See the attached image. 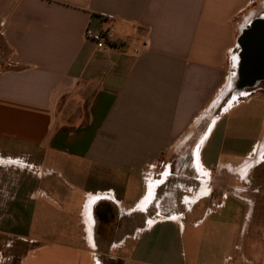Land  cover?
Segmentation results:
<instances>
[{
	"label": "crops",
	"instance_id": "crops-1",
	"mask_svg": "<svg viewBox=\"0 0 264 264\" xmlns=\"http://www.w3.org/2000/svg\"><path fill=\"white\" fill-rule=\"evenodd\" d=\"M256 1L0 0V264H264V80L205 122Z\"/></svg>",
	"mask_w": 264,
	"mask_h": 264
},
{
	"label": "rangeland",
	"instance_id": "rangeland-1",
	"mask_svg": "<svg viewBox=\"0 0 264 264\" xmlns=\"http://www.w3.org/2000/svg\"><path fill=\"white\" fill-rule=\"evenodd\" d=\"M260 14H264V0H257L255 3H253L249 8L246 9V11L242 14V19H247L249 16H251L250 18H253L252 15H260ZM6 14H0V21L3 17H5ZM1 31V30H0ZM9 56V51L6 47V45H4L3 43V39L2 36L0 34V69L7 64L6 59ZM235 67H237V64L235 63ZM229 71H232L229 69ZM235 76V75H234ZM233 80L234 77L232 76L231 78H228V82L226 83L225 86V90H222L217 97L214 99V102L212 103V105H210L209 109L206 110V119L205 122L209 123L210 125L212 124V121L214 120L215 116L219 115L222 111V109H224V107L230 103V101L232 100V93L234 94L235 92H233V90L231 88L234 89V84H233ZM237 84V83H235ZM228 88V89H226ZM224 94V97H222ZM217 101H220V105L218 107L215 106L217 104ZM215 104V105H214ZM215 108H214V107ZM195 143V141L191 140L186 146L193 148V144ZM194 149V148H193ZM179 159V158H178ZM182 159V161L185 160V158H180ZM190 158H186L187 163H190L189 161ZM184 164V162L182 163ZM198 164L196 162V158L194 157L193 159V165ZM155 167H157L156 169L158 170V165L156 164ZM153 171V170H151ZM197 176V174H195V172L193 173V179L191 180V183H193L191 186L196 187L197 185H199V179H195ZM170 178H173L172 175ZM166 181V183H162V186L159 187V189L156 191L157 197L160 198V201L158 199H153L152 202L149 204L148 209L146 210L148 217H160V216H168L169 213L172 211V209L174 208V202H179L180 199L183 198L185 191L183 188H181L179 185V183H174L171 184L170 182H172V179H170ZM199 178V176H198ZM151 185V184H150ZM182 186V185H181ZM200 188H193L192 193H190L191 195H194L195 192L199 191ZM189 194V196L191 197V195ZM189 197V198H190ZM184 199V198H183ZM182 199V200H183ZM178 204V203H177ZM179 206V205H178ZM182 209H184L185 205H181L180 206ZM159 215V216H158ZM154 217V218H155ZM152 218V219H154ZM246 220H244L243 225L241 226V239H240V243L247 240L249 237H251L253 235V237L263 241L264 240V233H262V231H264V221H256L255 219H249L248 216L245 218ZM133 231H130V234ZM133 235V234H131ZM244 240H242L243 236ZM127 244H133L134 240L131 236L127 237V238H123ZM105 263V262H104ZM107 263L109 264H117L116 261H108Z\"/></svg>",
	"mask_w": 264,
	"mask_h": 264
},
{
	"label": "water",
	"instance_id": "water-1",
	"mask_svg": "<svg viewBox=\"0 0 264 264\" xmlns=\"http://www.w3.org/2000/svg\"><path fill=\"white\" fill-rule=\"evenodd\" d=\"M239 64L237 74L241 76L238 81L241 87L253 86L260 79H256L252 85H247L251 78L264 71V18L250 23L241 30L238 40Z\"/></svg>",
	"mask_w": 264,
	"mask_h": 264
},
{
	"label": "built area",
	"instance_id": "built-area-1",
	"mask_svg": "<svg viewBox=\"0 0 264 264\" xmlns=\"http://www.w3.org/2000/svg\"><path fill=\"white\" fill-rule=\"evenodd\" d=\"M108 18L110 22L107 26L99 29L86 27L84 31L86 39L93 42L97 50H108L112 47L117 18L115 16H109Z\"/></svg>",
	"mask_w": 264,
	"mask_h": 264
},
{
	"label": "bare ground",
	"instance_id": "bare-ground-1",
	"mask_svg": "<svg viewBox=\"0 0 264 264\" xmlns=\"http://www.w3.org/2000/svg\"><path fill=\"white\" fill-rule=\"evenodd\" d=\"M243 30V29H242ZM236 64H237V67H236V69L238 70V64H239V57H238V60H237V62H236ZM256 79H260V80H264V71L261 73V74H257L256 76H255V78L253 77V78H251V79H249L248 80V82H247V85H252L255 81H256ZM241 80V76L239 75V73L238 74H235V76H234V80H233V84H234V86H236L237 84L239 85V83H238V81H240ZM235 83H237V84H235ZM256 83V82H255Z\"/></svg>",
	"mask_w": 264,
	"mask_h": 264
},
{
	"label": "flooded vegetation",
	"instance_id": "flooded-vegetation-1",
	"mask_svg": "<svg viewBox=\"0 0 264 264\" xmlns=\"http://www.w3.org/2000/svg\"><path fill=\"white\" fill-rule=\"evenodd\" d=\"M259 19H263V18H259ZM258 19H255V22L257 21ZM252 22H254V20H250V22L249 23H252ZM244 29V28H243Z\"/></svg>",
	"mask_w": 264,
	"mask_h": 264
}]
</instances>
